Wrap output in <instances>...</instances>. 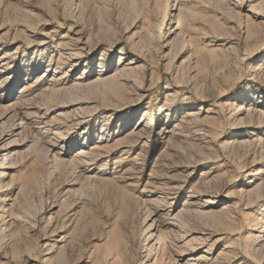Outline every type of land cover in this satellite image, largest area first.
<instances>
[{
  "label": "rangeland",
  "instance_id": "374dc122",
  "mask_svg": "<svg viewBox=\"0 0 264 264\" xmlns=\"http://www.w3.org/2000/svg\"><path fill=\"white\" fill-rule=\"evenodd\" d=\"M0 264H264V0H0Z\"/></svg>",
  "mask_w": 264,
  "mask_h": 264
},
{
  "label": "bare ground",
  "instance_id": "6f19581e",
  "mask_svg": "<svg viewBox=\"0 0 264 264\" xmlns=\"http://www.w3.org/2000/svg\"><path fill=\"white\" fill-rule=\"evenodd\" d=\"M182 22V20L180 21V23ZM153 237V236H152Z\"/></svg>",
  "mask_w": 264,
  "mask_h": 264
}]
</instances>
